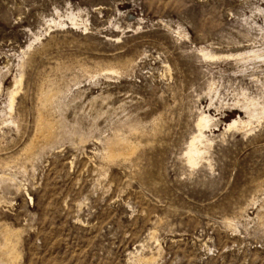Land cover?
Instances as JSON below:
<instances>
[{"label": "rangeland", "instance_id": "1", "mask_svg": "<svg viewBox=\"0 0 264 264\" xmlns=\"http://www.w3.org/2000/svg\"><path fill=\"white\" fill-rule=\"evenodd\" d=\"M203 112L220 122L193 166ZM118 136L135 153L111 156ZM0 249L264 264V0H0Z\"/></svg>", "mask_w": 264, "mask_h": 264}, {"label": "bare ground", "instance_id": "2", "mask_svg": "<svg viewBox=\"0 0 264 264\" xmlns=\"http://www.w3.org/2000/svg\"><path fill=\"white\" fill-rule=\"evenodd\" d=\"M40 42H42V39L39 38ZM30 46V45H29ZM241 53V52H240ZM239 53V54H240ZM242 58V57H241ZM24 64V63H23ZM23 64H22V68H23ZM114 71V70H113ZM118 72V70H117ZM24 78V72L20 73V77H19V82L22 81V79ZM22 83V82H21ZM54 83V82H53ZM17 84L16 82H14V84L12 86H10L8 88V90L10 91V107H11V112H10V115L13 111V107H14V102H15V95H16V91H13V86L15 87ZM21 85V84H20ZM17 89V87H16ZM54 90V89H53ZM51 91V90H50ZM48 93L47 95V92H46V95H47V99L46 101L49 102V103H54L56 97H57V89L54 90L53 92H50ZM57 91V92H56ZM60 91V90H59ZM246 105V104H245ZM248 106V105H247ZM257 110V109H256ZM255 109L251 111H249V115H250V118L252 119L253 117H255L257 111ZM206 111V110H205ZM259 112V111H258ZM6 114V113H5ZM258 114V113H257ZM250 119V120H251ZM220 122V119L219 118H216L214 115H212L211 113H207V112H203L200 116H199V119L197 121V128H198V133L196 135L193 136L192 140L190 141L189 143V147H188V150H187V159L189 161L190 164H192L193 166L194 165H197L199 164L200 160H202L204 157H205V154L208 153V150L211 146V141L206 137V134H205V129L209 128V127H216L218 125V123ZM238 121L235 119L233 122H230L229 125H228V128H232V127H235L237 126L238 124ZM240 124V123H239ZM243 124H248L246 122H243ZM40 125V124H39ZM41 128H42V134L49 140L51 137V129L50 127H46L45 124H44V121L42 120L41 121ZM40 139V138H39ZM53 139V138H52ZM112 140V139H111ZM45 141V140H44ZM51 142V141H50ZM48 142H46L47 144ZM50 144V143H48ZM33 145V144H32ZM37 145V144H36ZM116 145H120L122 146L123 150L122 152L120 153H117L116 152ZM138 147V146H137ZM29 148V147H28ZM108 149H109V154L111 156H116V155H127L126 150L128 151H131L132 153L134 152L135 153V149H136V144L132 142V140L130 141V139L128 137H116L114 140L110 141L109 144H108ZM35 150V149H34ZM135 155V154H134ZM30 156V155H28ZM27 156V157H28ZM107 157V156H106ZM127 157V156H126ZM110 158V157H109ZM107 158V159H109ZM118 158V157H117ZM115 159V158H114ZM111 160V159H110ZM11 180V179H10ZM152 239V238H151ZM10 246V245H9ZM3 249V248H2ZM11 250V248H9ZM13 249V247H12ZM1 250V249H0ZM7 250V248H6ZM3 251V250H2ZM6 252V251H5ZM141 257L143 255H140ZM139 256V257H140ZM11 257V254L10 256H8L7 258ZM13 257V256H12ZM144 257V256H143ZM142 257V262H143V258ZM147 258V257H145ZM153 258V256H152ZM3 259V258H2ZM12 259V258H11ZM139 259V258H138ZM1 260V259H0ZM149 260V258H148ZM138 261V260H137ZM146 261V260H144Z\"/></svg>", "mask_w": 264, "mask_h": 264}]
</instances>
